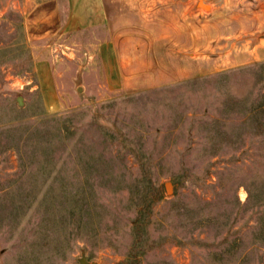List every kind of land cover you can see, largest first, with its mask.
<instances>
[{"label": "rangeland", "instance_id": "1", "mask_svg": "<svg viewBox=\"0 0 264 264\" xmlns=\"http://www.w3.org/2000/svg\"><path fill=\"white\" fill-rule=\"evenodd\" d=\"M79 1L0 0V264H264V0Z\"/></svg>", "mask_w": 264, "mask_h": 264}, {"label": "crops", "instance_id": "2", "mask_svg": "<svg viewBox=\"0 0 264 264\" xmlns=\"http://www.w3.org/2000/svg\"><path fill=\"white\" fill-rule=\"evenodd\" d=\"M104 10L103 0H80L79 3L70 11L66 24V30L74 31L81 28L94 27L104 24ZM101 54L105 60H108L109 58L113 57L114 54L118 53L114 51V45L109 42L102 45ZM37 70L41 77L43 88L53 90L54 87H52V82H49L45 79L47 77V73H43V71L40 70L39 65H37ZM118 74L119 73L117 72L116 75ZM42 75H45V77ZM117 86L114 85L113 87L119 88L120 85Z\"/></svg>", "mask_w": 264, "mask_h": 264}, {"label": "water", "instance_id": "3", "mask_svg": "<svg viewBox=\"0 0 264 264\" xmlns=\"http://www.w3.org/2000/svg\"><path fill=\"white\" fill-rule=\"evenodd\" d=\"M167 191L171 192V186L170 185L167 186ZM78 262H79V264H97L96 262L88 261L86 255L84 253H83L82 257L79 259Z\"/></svg>", "mask_w": 264, "mask_h": 264}, {"label": "bare ground", "instance_id": "4", "mask_svg": "<svg viewBox=\"0 0 264 264\" xmlns=\"http://www.w3.org/2000/svg\"><path fill=\"white\" fill-rule=\"evenodd\" d=\"M203 6H204V5H203ZM204 7L207 8V9L209 8L208 6H204Z\"/></svg>", "mask_w": 264, "mask_h": 264}]
</instances>
